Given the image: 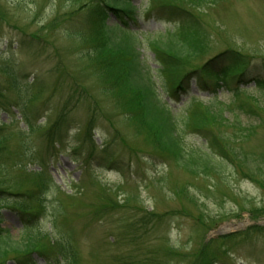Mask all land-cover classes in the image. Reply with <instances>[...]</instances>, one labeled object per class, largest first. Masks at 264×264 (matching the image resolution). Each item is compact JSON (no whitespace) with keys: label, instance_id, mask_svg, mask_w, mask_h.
I'll use <instances>...</instances> for the list:
<instances>
[{"label":"rangeland","instance_id":"obj_1","mask_svg":"<svg viewBox=\"0 0 264 264\" xmlns=\"http://www.w3.org/2000/svg\"><path fill=\"white\" fill-rule=\"evenodd\" d=\"M132 1L139 13L131 30L142 35L144 66L154 76L150 40L169 22L149 11L170 0ZM92 5L90 0H0V185L31 190L37 186L34 173L43 171L45 210L37 227L45 242L71 234L77 264H204L214 254L220 255L216 264H264V231L240 234L264 225V176L255 183L191 173L155 154L160 151L143 129L126 119L125 99L104 81L108 55L93 52L101 39L89 21ZM194 13L206 33L202 60L226 48L254 62L264 59V0H199ZM114 21L110 16L107 23ZM188 85L190 95L206 100L195 78ZM248 91L250 101L261 99V90ZM217 93L229 97L226 90ZM23 102L33 129L19 114ZM182 137L189 148L203 142L193 132ZM237 146L246 151L241 163L255 156L264 162L263 129ZM102 154L117 164L104 162ZM0 208L1 227L19 238L18 217L3 204ZM225 224H238L227 229L238 234L204 249ZM36 264L44 263L36 257Z\"/></svg>","mask_w":264,"mask_h":264},{"label":"trees","instance_id":"obj_2","mask_svg":"<svg viewBox=\"0 0 264 264\" xmlns=\"http://www.w3.org/2000/svg\"><path fill=\"white\" fill-rule=\"evenodd\" d=\"M197 1L170 0L149 11L157 19L163 16L169 22L167 28L150 40L149 50L157 66L154 76L144 66L140 51L142 35L131 30L137 26L139 13L132 0H90L93 5L88 11L89 21L101 39L93 52L108 55L104 57L107 62L104 81L111 83L115 96L125 99L126 119L134 127L143 129L145 139L160 151L155 154L174 159L191 173H222L247 177L256 183L258 177L264 176V162L255 156L241 163L239 157L244 158L246 151L243 153L237 143L247 140L258 129L264 130V59L254 62L240 51L226 48L202 60L206 33L194 13ZM110 16L116 20L112 24L107 23ZM6 70L14 74L12 69ZM191 78H195L198 89L207 92L205 101L190 95ZM12 80L18 85L15 76ZM248 88L261 90V99L250 101ZM218 90H226L229 97H222ZM175 102L180 106L176 110L172 107ZM18 109L27 128L33 129L27 103L18 104ZM93 118L91 115L88 121L92 127ZM185 132L202 136V144L186 147L182 137ZM102 157L109 165L117 164L107 154ZM42 173V170L34 173L37 186L31 190H13L0 185V204L16 214L22 230L19 238L14 239L7 228H2L0 208V264H8L10 260L13 264H36V257L44 264H77L80 258L71 234L61 233L45 242L42 230L37 227L45 210L47 179L42 178ZM59 199L61 203L62 198ZM254 228L264 231V226L253 225L240 234ZM236 234L211 238L203 248ZM169 252L175 253L170 249ZM156 260L154 257L149 262ZM219 261L220 255L214 254L204 264Z\"/></svg>","mask_w":264,"mask_h":264},{"label":"water","instance_id":"obj_3","mask_svg":"<svg viewBox=\"0 0 264 264\" xmlns=\"http://www.w3.org/2000/svg\"><path fill=\"white\" fill-rule=\"evenodd\" d=\"M258 224H260L261 222H257ZM228 227H238V224H225L223 227H220L219 229L215 230L214 233L218 234V235H223L225 233H227V229Z\"/></svg>","mask_w":264,"mask_h":264},{"label":"bare ground","instance_id":"obj_4","mask_svg":"<svg viewBox=\"0 0 264 264\" xmlns=\"http://www.w3.org/2000/svg\"><path fill=\"white\" fill-rule=\"evenodd\" d=\"M227 229V228H226Z\"/></svg>","mask_w":264,"mask_h":264}]
</instances>
